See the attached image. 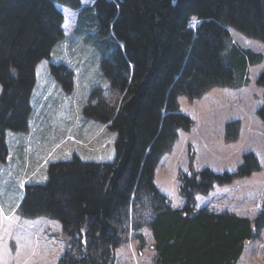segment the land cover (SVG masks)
I'll use <instances>...</instances> for the list:
<instances>
[{
  "label": "trees",
  "instance_id": "16d2710c",
  "mask_svg": "<svg viewBox=\"0 0 264 264\" xmlns=\"http://www.w3.org/2000/svg\"><path fill=\"white\" fill-rule=\"evenodd\" d=\"M58 4L78 8L80 0H0V161L8 152L6 130L27 127L37 63L64 35ZM230 27L264 42V0H93L81 8L75 32L98 49L110 84L93 91L85 114L116 133L115 157L57 160L46 181L26 184L20 213L62 224L65 248L57 264H115L131 228L143 244L140 229L151 231L153 264L238 263L264 227V203L251 218L198 207L196 196L257 170L253 154L245 153L234 172H180L178 207L155 183L160 158L192 124L179 96L246 85L249 67L262 62V54L231 42ZM60 69L71 89L67 66L52 65L57 77ZM258 113L264 122V103ZM236 124L227 125L231 138ZM136 214L142 224L133 223Z\"/></svg>",
  "mask_w": 264,
  "mask_h": 264
},
{
  "label": "rangeland",
  "instance_id": "374dc122",
  "mask_svg": "<svg viewBox=\"0 0 264 264\" xmlns=\"http://www.w3.org/2000/svg\"><path fill=\"white\" fill-rule=\"evenodd\" d=\"M92 2L80 0L78 8L57 5L64 15V35L50 55L36 65L27 127L5 132L8 152L0 161V264H57L64 252V232L58 219L20 213L26 184L46 181L49 164L57 160L74 155L95 161L115 157L116 133L85 114L94 90H110L101 69L102 55L92 42L75 32L81 8ZM197 24L198 19L192 17L190 25ZM229 31L232 43L262 54V62L249 67L246 85L212 87L195 99L179 96L181 111L192 124L179 130L173 147L160 158L155 183L177 206L183 202L180 172L204 167L234 172L244 162L245 153H251L259 164L257 170L231 183H215L208 194H198L196 201L198 207L255 218L264 203V122L258 113L264 103V82L259 80L264 71V42L233 27ZM61 63L72 74L71 89L66 86L67 71L60 69L57 77L52 70L53 64ZM109 97L112 100L114 96L111 93ZM229 122L238 123L234 138L228 136ZM137 221H144L139 214L133 223ZM140 231L144 244L132 228L123 234L115 264H153L151 231ZM237 264H264V227L246 242Z\"/></svg>",
  "mask_w": 264,
  "mask_h": 264
},
{
  "label": "crops",
  "instance_id": "0c3cea01",
  "mask_svg": "<svg viewBox=\"0 0 264 264\" xmlns=\"http://www.w3.org/2000/svg\"><path fill=\"white\" fill-rule=\"evenodd\" d=\"M182 204H183V202H182ZM182 204H180V205H182ZM173 205H174V204H173ZM180 205H177V207L180 206ZM174 206H175V205H174Z\"/></svg>",
  "mask_w": 264,
  "mask_h": 264
}]
</instances>
